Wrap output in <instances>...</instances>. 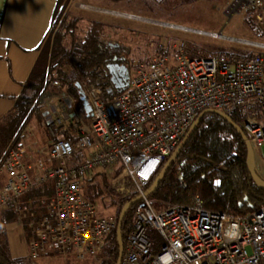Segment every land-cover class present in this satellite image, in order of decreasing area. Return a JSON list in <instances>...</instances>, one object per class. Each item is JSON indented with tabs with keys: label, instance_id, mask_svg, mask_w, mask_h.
<instances>
[{
	"label": "built area",
	"instance_id": "1",
	"mask_svg": "<svg viewBox=\"0 0 264 264\" xmlns=\"http://www.w3.org/2000/svg\"><path fill=\"white\" fill-rule=\"evenodd\" d=\"M218 1L227 20L252 12L264 34V0ZM78 7L101 11L82 3ZM107 13L144 20L125 12ZM150 23L220 37L172 23ZM254 47L257 52L243 56L206 50L187 40L170 47L151 43L148 48L155 54L150 62L136 63L118 94H104L98 83H83L87 116L76 99L62 97L57 80L49 79L35 102L46 104V142L37 139L33 125L23 122L0 158V213L12 211L13 223L26 233V263L99 257L116 220L102 218L83 190L100 171L120 167L139 198L120 264H264V207L233 216L204 208L198 196L188 204H172L146 195L166 157L204 110L238 112L251 147L264 146V43ZM52 97L56 105L45 103ZM46 186L48 194L30 195ZM150 230L160 238L158 248Z\"/></svg>",
	"mask_w": 264,
	"mask_h": 264
},
{
	"label": "trees",
	"instance_id": "2",
	"mask_svg": "<svg viewBox=\"0 0 264 264\" xmlns=\"http://www.w3.org/2000/svg\"><path fill=\"white\" fill-rule=\"evenodd\" d=\"M66 1H58L50 35L44 41L28 79L22 86V92L12 109L0 119V158L20 125L32 117L33 111L39 115L41 120L43 119L41 108H35L34 102L42 90L47 87L46 83L49 79L57 80L64 90L62 97L76 99V106L83 113L79 95L83 83L94 82L99 84V79L106 74V64L113 57H117L122 50L121 46L104 41L105 25L95 21L90 22L80 41L76 42L73 39L71 46L66 47L64 39L67 35H72L77 20L71 18L68 21L65 19L59 21ZM106 1L116 4L127 0ZM169 1L174 3V0ZM191 1L181 0L182 3ZM140 3L145 12L153 15L160 14L150 3V0H140ZM56 25L59 26L58 29H55ZM251 25V29L258 32V29L255 28V22ZM260 35L263 36L262 33ZM234 53L243 56L251 55V52L236 51ZM125 66L128 68L127 63ZM65 67H68L69 71H65ZM90 70L92 73H89ZM107 81L109 83L108 78ZM99 85L101 86V84ZM102 88L104 94L108 95H116L122 91L114 89L112 85L109 88ZM227 115L234 124L240 127L241 115L238 112ZM170 155L166 157L150 181L147 187L148 191ZM246 156L245 144L234 128L219 116L206 114L198 122L193 134L150 197L172 204H188L194 196H198L203 207L208 210L227 211L233 216H243L254 212L264 207V190L258 189L251 179L246 167ZM76 159L79 161L81 157L77 156ZM256 175L258 176V174ZM130 187L131 182L127 176L118 180L110 188L106 185L107 191L119 201L115 217L116 224L122 207L135 198L130 192ZM46 188L35 190L30 195L36 197L48 194L49 187L46 186ZM94 193L99 197L102 190H96ZM88 197H90L91 202L94 201V196L89 195ZM155 207L158 208V206ZM134 208L135 205L129 208L123 218L120 234L122 245L133 225ZM13 219L14 213L10 210L0 215V264H27L25 259H11L1 238L3 224ZM115 230L116 227L99 255L98 264L116 263L118 243ZM153 245L156 248L159 247V244L154 241Z\"/></svg>",
	"mask_w": 264,
	"mask_h": 264
},
{
	"label": "rangeland",
	"instance_id": "3",
	"mask_svg": "<svg viewBox=\"0 0 264 264\" xmlns=\"http://www.w3.org/2000/svg\"><path fill=\"white\" fill-rule=\"evenodd\" d=\"M100 1L101 3L97 4H102L101 6H103L105 0ZM86 2L88 1L86 0ZM150 3L155 7L156 11L160 12L159 15H153L147 11L145 12L140 0H127L109 6V8L115 11L125 12L129 15L144 19L133 20L110 15L107 11L97 14L88 12L87 14L86 12H82L85 11V9L78 7L80 3H78L77 0H67L59 17V21L62 19L68 21L76 16L78 18H76L77 20L73 32L71 33L72 35H67L64 39V45L70 47L73 39L76 42L80 41L90 25V22L94 21L90 20L88 17L93 16L100 17V19L102 17H108L110 27L108 26V29L106 28V32H110V35L107 33L106 35L110 36L111 44L122 47L121 52L118 54V58L124 60V63H127L129 72L132 71L136 63L150 62L151 57L155 54L154 49L148 48V45L151 43L157 45L162 42L170 47L180 40H187L206 50L251 53L257 52L254 47L256 43H264V34L261 29L257 28L256 24L255 28L258 29V32L251 29V24L255 22L252 12H244L241 15L233 16L230 20H227L221 15V2L218 0H192L188 3H182L181 0H174V3L169 0H150ZM76 11H78V13ZM81 14L83 16H81ZM151 21L172 23L181 27L200 30L205 33H217L220 34V37L211 38L207 35H200L194 32L170 30L161 25L150 23ZM58 27L59 26L56 25L55 29H58ZM260 33H262L263 36H261ZM106 35H104L105 38L103 37L105 42L108 40H106ZM64 70L69 71V68L65 67ZM50 90L53 91L52 89ZM50 102L53 105L57 104L55 97H52ZM35 104L34 102L35 108H41L42 117V112L45 111V109L41 106V103H39L40 105ZM42 118L41 120L39 115L33 111L32 117L28 119L26 123L28 122V124L34 127L37 126V128H40L44 132L45 117L43 116ZM253 151L256 155H253L252 167L256 174L264 181V148L261 147L258 149L254 147ZM117 169L119 170L117 171ZM125 177L120 167H114L109 170L100 171L91 182L85 185L83 190V193L85 192V198L91 201L88 196H94V201L92 202L96 204L102 218H111L113 216L115 219L119 204V201L107 191L106 185L110 188V186L114 185L118 180ZM94 190H102V194L98 197L95 195ZM130 192L133 194L132 183ZM149 237L152 241L160 243V238L154 231H149ZM248 252H250V250H248ZM99 261L100 258L98 257L96 259H88L87 261L79 262L69 256L65 259L61 257H49L39 262V264H98Z\"/></svg>",
	"mask_w": 264,
	"mask_h": 264
},
{
	"label": "crops",
	"instance_id": "4",
	"mask_svg": "<svg viewBox=\"0 0 264 264\" xmlns=\"http://www.w3.org/2000/svg\"><path fill=\"white\" fill-rule=\"evenodd\" d=\"M58 1L0 0V119L12 109L16 99L22 92V86L28 79L44 45V41L50 35ZM87 1L77 0L78 3L101 10L82 11L87 14L88 12L92 14L104 13L103 11L118 12L109 8L110 5H115L109 1L105 0L103 6H101L102 4H97L101 3L100 0ZM76 12L78 13V11ZM81 16L83 15L81 14ZM75 18L78 17L76 16ZM88 18L104 24V35L106 33L110 35V32H106V28L110 27L108 17L100 19V17L93 16ZM109 35H106L108 43L110 42ZM99 84L104 88L110 87L105 75L99 79ZM45 103L51 104L50 101ZM45 105H42L44 109ZM83 113L86 116L84 110ZM35 135L41 143L46 142L45 133L37 126L35 127ZM261 147L264 148V146H260L258 149ZM251 148L252 155H256L253 151L254 147ZM3 181L4 177L0 176V188ZM2 231L1 238L8 249L11 259H26L28 241L26 233L13 223V220L3 224ZM41 261H44V259Z\"/></svg>",
	"mask_w": 264,
	"mask_h": 264
},
{
	"label": "water",
	"instance_id": "5",
	"mask_svg": "<svg viewBox=\"0 0 264 264\" xmlns=\"http://www.w3.org/2000/svg\"><path fill=\"white\" fill-rule=\"evenodd\" d=\"M105 69L107 71L106 77L108 78L110 85H112V87L116 90H123L126 86V83H127L128 68L125 65H116L115 69L118 71V74H115V75H112V69L110 67V64L106 65ZM79 89H80V87H79ZM108 91H110V90H108ZM79 95H80V101L82 103L83 110L87 116V114L89 113V110H90L89 106H88L87 101L84 98L81 90L79 91ZM206 114H214V115L219 116L227 124H229L231 127H233L234 130L238 133V135L240 136L241 140L243 141V143L245 144V147L247 149V156H246L247 171H248L251 179L253 180L254 184L256 185V187L260 190H264V181H262V179L260 177H258L253 170V167H252V158H253L252 148H251V145H250L246 135L242 131V129L239 126H237L236 124H234L227 114L220 112V111H216V110H204L196 116L194 122L191 124L186 135L183 137V139L177 145L175 150L171 153L167 162L164 164L162 169L158 172V174L154 178L153 183L151 185V188L146 194L147 196H151V194L154 192V190L160 184L162 178L167 173V171L169 170L172 163L175 161L179 152L182 150L183 146L185 145V143L187 142L189 137L193 134L196 125L201 120V118ZM138 200H139V198L136 197V198H133L132 200H130L128 203H126L122 207V209L120 210V213L117 217L115 234H116L117 243H118V257H117L115 264H120L122 252H123V245L121 242L120 234H121V227H122L124 215L129 208H131L132 206L135 205L136 202H138Z\"/></svg>",
	"mask_w": 264,
	"mask_h": 264
},
{
	"label": "flooded vegetation",
	"instance_id": "6",
	"mask_svg": "<svg viewBox=\"0 0 264 264\" xmlns=\"http://www.w3.org/2000/svg\"><path fill=\"white\" fill-rule=\"evenodd\" d=\"M110 64V67L112 69V75H115V74H118V71L115 69V66L116 65H125L124 63V60L118 58V56L116 57H113L109 63H107L106 65H109ZM107 73V71H106ZM105 77H106V74H105ZM107 78V77H106Z\"/></svg>",
	"mask_w": 264,
	"mask_h": 264
},
{
	"label": "bare ground",
	"instance_id": "7",
	"mask_svg": "<svg viewBox=\"0 0 264 264\" xmlns=\"http://www.w3.org/2000/svg\"><path fill=\"white\" fill-rule=\"evenodd\" d=\"M234 41L240 42V41H238V40H234Z\"/></svg>",
	"mask_w": 264,
	"mask_h": 264
}]
</instances>
